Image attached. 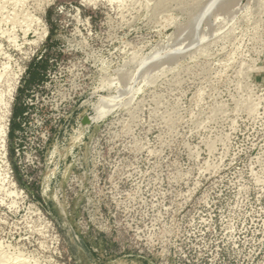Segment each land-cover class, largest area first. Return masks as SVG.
I'll use <instances>...</instances> for the list:
<instances>
[{
  "label": "rangeland",
  "instance_id": "1",
  "mask_svg": "<svg viewBox=\"0 0 264 264\" xmlns=\"http://www.w3.org/2000/svg\"><path fill=\"white\" fill-rule=\"evenodd\" d=\"M0 264H264V0H0Z\"/></svg>",
  "mask_w": 264,
  "mask_h": 264
},
{
  "label": "water",
  "instance_id": "2",
  "mask_svg": "<svg viewBox=\"0 0 264 264\" xmlns=\"http://www.w3.org/2000/svg\"><path fill=\"white\" fill-rule=\"evenodd\" d=\"M92 123L90 116L88 115V113H85L82 115V117L79 120V127L80 128H84L89 126Z\"/></svg>",
  "mask_w": 264,
  "mask_h": 264
}]
</instances>
